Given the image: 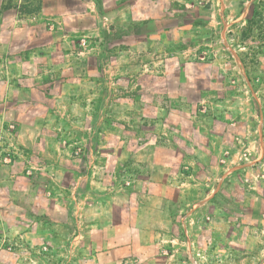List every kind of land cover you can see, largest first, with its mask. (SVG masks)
<instances>
[{
	"label": "rangeland",
	"instance_id": "374dc122",
	"mask_svg": "<svg viewBox=\"0 0 264 264\" xmlns=\"http://www.w3.org/2000/svg\"><path fill=\"white\" fill-rule=\"evenodd\" d=\"M79 1L63 0L72 10ZM88 1L101 12L99 44L80 39L77 52L94 47L102 72L119 73L106 79L110 103L102 114L110 120L100 127L102 140L116 136L118 155L100 159L105 177L90 185L89 213L121 221L110 230L86 226L76 207L65 226L47 222L57 235L52 243L28 252L27 238H20L21 251L12 255L6 248L0 261L264 264V0ZM39 2L0 0V21L9 27L13 15L30 16ZM4 112L0 135L11 139L17 111ZM82 146H73L72 158ZM10 151L4 153L11 160ZM27 175L26 163L16 196L21 203ZM12 208L2 206L1 214L16 213ZM22 209L29 213L27 205ZM20 225L31 228L23 218ZM2 228L6 246L11 221ZM83 230L86 237L75 240ZM64 235L74 238L69 246ZM108 246L115 254L95 252Z\"/></svg>",
	"mask_w": 264,
	"mask_h": 264
},
{
	"label": "crops",
	"instance_id": "0c3cea01",
	"mask_svg": "<svg viewBox=\"0 0 264 264\" xmlns=\"http://www.w3.org/2000/svg\"><path fill=\"white\" fill-rule=\"evenodd\" d=\"M78 6L72 10L63 0H41L36 14L19 17L16 13L9 27L0 21V122L6 121L4 111H17L14 123L18 128L11 139L0 135V254L8 253L6 248L9 254H18L20 238H27L28 252L38 250L39 244L52 243L57 235L47 222L65 226L76 207L81 209L78 221L86 226L101 223L102 230H110L121 221L116 214H96L92 218L89 213L94 204L90 185H102L105 177L100 159L118 155L112 150L116 136L106 135L102 140L100 127L110 120L102 114L110 103L106 99V79L119 73L102 72L99 58L90 53L94 47L86 53L77 52L80 39L99 44L96 36L102 28L101 12L94 2L80 0ZM88 19L93 21L90 26ZM78 144L83 145L84 152L75 159L71 152ZM102 144L110 149H102ZM9 150L14 154L11 160L4 153ZM26 163L29 185L27 201L21 203L23 200L16 196ZM4 205L12 206L16 213L1 214ZM22 205L28 206L27 215L21 213ZM22 218L29 221L28 231L20 225ZM125 218L126 228H130L131 221ZM8 219L12 223L13 235L8 234L12 243L4 246L2 227ZM131 231L124 230V238L131 237ZM86 232L78 233L75 240L86 237ZM62 237L66 246L74 239ZM129 248L125 244L124 249ZM95 252L115 254L116 248L108 246ZM17 261L13 257L10 264H19Z\"/></svg>",
	"mask_w": 264,
	"mask_h": 264
},
{
	"label": "built area",
	"instance_id": "2783aa9c",
	"mask_svg": "<svg viewBox=\"0 0 264 264\" xmlns=\"http://www.w3.org/2000/svg\"><path fill=\"white\" fill-rule=\"evenodd\" d=\"M75 154L80 156V151H76Z\"/></svg>",
	"mask_w": 264,
	"mask_h": 264
},
{
	"label": "trees",
	"instance_id": "16d2710c",
	"mask_svg": "<svg viewBox=\"0 0 264 264\" xmlns=\"http://www.w3.org/2000/svg\"><path fill=\"white\" fill-rule=\"evenodd\" d=\"M39 6H40V2H39ZM34 14H36V12H35ZM34 14H33V13H31V14H29V15L31 16V15H34Z\"/></svg>",
	"mask_w": 264,
	"mask_h": 264
}]
</instances>
